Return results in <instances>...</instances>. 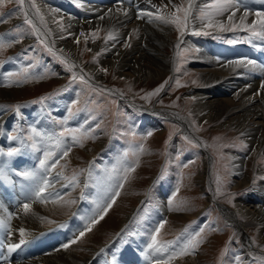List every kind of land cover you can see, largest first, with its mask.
I'll list each match as a JSON object with an SVG mask.
<instances>
[{
  "label": "rangeland",
  "instance_id": "obj_1",
  "mask_svg": "<svg viewBox=\"0 0 264 264\" xmlns=\"http://www.w3.org/2000/svg\"><path fill=\"white\" fill-rule=\"evenodd\" d=\"M145 1L153 4L154 18L175 13L173 5L188 7V0H171V3L165 0ZM90 2L24 0L21 5L18 0H5L3 7H0V38L11 42L9 47L0 49V152L6 153V159L0 165V175L8 178L11 173L7 153L12 149H18L19 156H13L14 161L22 156L20 150L33 152L31 161L26 160L21 167V161H17L16 167L22 172L32 169L36 172L46 149L54 153L49 163L58 160L54 169L43 170L46 174L40 177L46 175L50 181L44 193V202L34 195L39 178L36 185L35 181H24L22 190L19 185H15V190L13 179L7 181L3 178V184L12 186L13 190L0 189L1 195L7 194L11 204L19 208L29 203L30 211L35 203L39 204L41 215L37 222L47 227L42 228L40 236L45 232L44 241L54 252L61 245L57 251L61 249L73 255L75 259L70 258L69 262H75L68 264H119L117 260L130 248L136 250L139 264H264V239L258 230L263 225L251 221L235 205L237 201L249 208L254 204L247 199L254 195V189L264 179V146L250 149L244 141V133L222 124L224 119H200L206 112L195 109L194 98V94L206 85L202 79L203 70L212 68L195 60L199 55L198 44L209 43L210 56H214L211 54L218 46L238 48L241 44H248L246 37L250 33L203 27L199 19L201 10H210L207 5L214 0H200L199 4L196 3L197 8L191 10L183 35L175 25L169 24L174 40L187 37L194 41L193 44L183 43L175 48L174 44L162 46L152 41L148 43L150 47L145 49L153 52L161 46L164 48L162 54L166 52L174 56L162 77L157 81H145L129 75L125 79L116 75L114 66L102 61H118L120 56L130 54L132 48L141 47L143 42L133 40L139 37L134 29L128 45L123 47L126 50L123 49L118 56L117 49L122 47L119 46L120 42L116 43L114 27L107 23L92 25L83 22L90 20L89 16L95 13L88 12L86 8ZM257 2L264 5V0H233L237 6L216 19L226 21L231 11L242 13L247 10L250 14L255 12L249 10L264 11ZM42 6L44 10L39 12ZM32 9L35 16L31 13ZM193 13L197 16L194 24L190 21L195 17ZM25 15L32 21L31 24L25 22ZM178 15L182 16L183 13ZM68 16H72L73 20L78 17L81 25L76 23L78 27L67 29ZM235 17L234 21L238 23ZM245 22L250 24L252 21L246 19ZM52 26H58L65 32L62 40L71 39L77 45L79 62L66 54L69 47L65 44L60 47L52 44L55 40L50 29ZM46 31L49 36L44 35ZM93 32L96 33L95 38ZM205 32L207 35L203 34ZM144 33L140 31V34L148 35ZM109 34L111 39L107 38ZM253 42L260 46L261 41ZM93 44L97 47L91 48ZM252 60L256 61V58ZM70 65H74L71 70ZM88 65L98 69L102 80H96L85 70ZM257 65L255 70L245 69L258 77L262 74V66L259 62ZM253 74L238 85L234 84L233 75H229L224 77L223 84L237 89L257 85L262 90L260 107L263 108L264 77L255 80ZM161 85L163 88L157 94L148 96ZM217 92H220V88ZM220 97L214 99H232L230 94ZM16 105L20 106L19 111ZM17 123L23 125V132L20 133H24L29 144L20 137V124ZM33 128L45 136L43 141L36 138L40 148L38 152L33 151L32 140L29 139ZM65 128L77 130L74 134L80 142L73 143L66 133L64 145L57 149L55 141H48L47 137L55 136ZM66 149H70L67 157L61 158ZM233 157L239 161L241 157L245 160L241 171L249 181L246 185L242 183L241 175L237 176L232 168ZM129 167L135 170L129 172L127 181H124L125 169ZM121 183L122 188L119 187ZM29 184H33L34 190ZM26 185L30 190H24ZM116 192L119 195L103 219H99L77 243L71 244L89 218L98 217L97 204L106 205ZM15 196H18V200ZM70 200L75 203L67 204ZM258 207L264 209V203ZM224 213L231 214V219L237 217L244 226L243 234ZM161 223H164V227L157 236L156 247L164 245L166 248L157 252L149 245L154 230ZM58 229L63 230V239H60ZM35 235L31 238L40 237ZM189 240L199 241L191 254L170 260L172 253L179 251ZM40 241L43 240L40 238ZM65 244L70 246L65 249ZM103 244L105 248L100 250ZM58 256L56 254L55 257L61 260ZM60 264H63L62 260Z\"/></svg>",
  "mask_w": 264,
  "mask_h": 264
},
{
  "label": "bare ground",
  "instance_id": "obj_2",
  "mask_svg": "<svg viewBox=\"0 0 264 264\" xmlns=\"http://www.w3.org/2000/svg\"><path fill=\"white\" fill-rule=\"evenodd\" d=\"M90 1H91L90 3L86 4V8L89 10L88 12H95V13L89 16L90 20L83 22L86 24L90 23L92 25L98 23H105V24L107 23L110 26L114 27L116 29V34H115L116 35L115 39L117 41L116 43L120 42L119 46L122 47V49L121 48L117 49L118 56L120 55V53H122V50L126 48L123 47L128 45V40H130L131 32L134 29L135 31H137L139 37L134 38L133 40L143 42L141 47H136L134 49L132 48L130 54H127L122 57L120 56L121 59L118 61L113 59L107 62L106 60L102 61L104 63L110 64V66H114L116 75H121L125 79L129 78L130 77L129 75H132L136 80L143 78L145 81L147 80L152 81V79H156L155 81H157L162 77L164 72L167 71L166 66L167 65L169 66V64L172 63L171 60L174 56L171 57L166 52L162 54L164 48H162L161 46L159 49H155V51L153 52L149 51L148 50L149 48L145 50L146 47H150L148 43L150 42L152 43L153 41L156 43H160V45L162 46L174 44L175 48H177L180 44L183 43L185 44L194 43L193 40L187 37L186 39L183 40L182 38L177 41L174 40L170 33L172 27L169 24H164L161 21L154 18L153 16L148 15V13H153L155 11L154 10L155 8L153 9L152 7L153 4L146 3L145 0H132L130 2L126 0H90ZM165 1L168 3L169 0H165ZM199 1L200 0H192L191 10H195L197 8L196 3L199 4L198 3ZM250 3L253 4L254 2H250ZM257 3L261 4L260 2ZM144 4L146 5V7L150 9L148 10L144 6ZM261 6H263L261 10H264V5L261 4ZM41 9L44 10V7L43 6L40 7L39 12H41ZM249 11L257 12L260 10L257 9V10H249ZM31 13L33 16H35L34 9L31 10ZM195 13H193L195 17L194 18L192 17L190 20L192 24H194L195 20L197 19ZM235 13H236L235 18L238 20L244 15V12L241 13V11H235ZM101 17L103 18L101 19ZM246 19L247 20L250 19L251 21H254L255 19H257V17L254 14L249 13ZM66 20H67L66 23L67 29L72 26L78 27L82 23L78 19V17L76 20H73L72 16L70 17L68 16L66 17ZM76 23H78V26L76 25ZM50 29L53 30V34H54L53 38L55 39L54 43L51 41L52 44L58 45L59 47L61 44H65L66 47H69V49L66 48L68 49L66 50V54L70 55L75 61L79 62L76 53L77 45H75L71 39L67 41L65 39L62 40L65 32L62 31L58 26L57 27L52 26L50 27ZM141 30H143V32H145L148 35L144 36L143 34H140ZM46 32H44L45 33L44 35L49 36L50 35L49 32L48 31ZM247 43L248 44L245 43L244 46H242L243 44L239 45L238 48L234 46L227 48L218 46L214 48L216 51L212 52L211 54L214 56H210L211 45H209V43L198 44L199 47L196 45L199 50L198 53L199 55L195 58V60H198L199 62H201V64L208 65V67H212V68L210 70H203L202 72V79L204 80L203 83L206 84L204 88L201 89L204 95L201 93V91H197L194 94V98H195V109H197L198 112L201 111L206 112V114L202 116L200 119H206L209 121L224 119L221 122L222 124L228 127H233L234 129L237 130V132H243L244 133L243 135L245 136L244 141L247 144V146L250 149H256L259 146H264V107L263 108L260 107L261 104L260 97L262 96L261 88H258L257 85H245L237 89L236 87L223 84V82L225 81L224 77H227L229 75H233L231 76V78L233 79L234 84L238 85L240 83H243L247 78H249L253 74L251 71L250 72L247 71L243 66L236 67L230 63L233 60L242 59V58L252 59L253 57H255L257 64L259 62L260 65L262 66V74L259 75L258 77L257 75L253 74V78L255 80H259L262 77H264V49L261 48L264 47V41H261L259 43L260 46L254 44L256 42H253L252 44H250L249 42ZM135 45L138 46V44ZM90 47L95 48L97 46L93 44L90 45ZM111 47H114V45ZM251 47H254L255 50ZM143 50H145V52H143ZM144 53L146 55L150 54V56L149 55L146 56ZM164 62L166 63L165 65L163 64ZM215 65H217L218 67L216 66L217 68L214 71L213 68ZM85 70L88 71L94 78H96V80H102V78L99 77L100 72L95 66L88 65L85 67ZM219 88H220V92H217V89ZM222 94H230V97H232V99L230 98L227 101L224 99H214V98H221L220 95ZM242 157L244 158V156ZM242 157L240 161L237 158L233 157L234 159H233L232 168L237 176L241 175L242 177L241 181L244 185H246L249 181L242 174L243 172L241 171L242 166L245 163V160ZM20 158L21 157H19L18 159ZM43 173L44 172L40 173V175L38 173L37 174L38 178L43 177L44 175ZM44 178H46V175L44 176ZM12 179L14 182L15 190H17V187L15 185H19V188H21L22 190L23 182L24 181L28 182V180L25 179L18 180L17 177ZM3 182H4L3 178H0V189L4 191H8V189L13 190L12 186L11 187L6 186L4 185L5 183L3 184ZM32 185L29 184V187H31L34 190ZM24 190H30V189H28V186L26 185ZM254 190H255L254 195L247 199V201L254 203L253 205H250L251 208L243 205L241 201H237L235 205L239 210H241V213L249 217L251 221H253L256 224H261L264 226V209L258 207L262 203H264V179L260 180V185L257 186V188H255ZM6 195L7 194L4 193L0 197V264H3V262L6 264H53L56 262L57 264H60L61 260L63 264H66L67 262L68 263L75 262L72 260H70L71 262H69L70 258L75 259V257L70 253H66L61 249L60 250L58 249L57 251V248L60 247L61 245L55 248L56 252H54L53 249H50V247L47 246V243L43 239L45 236V232H43L42 236H40V231H43L42 228L44 227L40 226L39 222H37L38 220H40L39 216L41 215L38 210L39 204L35 203V206L32 207L31 211L29 213L27 212L28 215H24L25 213V211H23L24 209L19 208L20 206L16 207L14 204H11L12 201L10 202L9 199L7 198L8 196ZM26 196L28 197V195ZM16 197L18 196H15L14 198L18 200V198ZM224 214L225 217L230 220V222H233L237 226L238 232L243 234L244 226L242 225L241 222H239L238 219H236L237 217L231 219L230 217L231 214L229 213L227 214L224 213ZM263 226H260L258 228V230L261 231L260 236L262 239H264ZM20 229L25 230L26 236L24 237V239H26V243H25L26 245L25 247L24 245H22L14 252H11L15 254H10L7 245L19 243L21 239L19 233ZM57 233L61 235L60 239H63L62 234L59 232V229L57 230ZM33 234H37L35 235V237H37L38 235L40 237L33 239L31 238ZM40 238L43 241H40ZM126 251H125L126 253L122 255L120 259L117 260L118 263L139 264L140 260L136 250L130 248L127 249ZM1 253H2V257H1ZM7 254H10V256H7ZM56 254L59 255L58 258H61V260H58L57 257H55ZM86 260L87 259H85L84 263L86 262Z\"/></svg>",
  "mask_w": 264,
  "mask_h": 264
},
{
  "label": "snow or ice",
  "instance_id": "obj_3",
  "mask_svg": "<svg viewBox=\"0 0 264 264\" xmlns=\"http://www.w3.org/2000/svg\"><path fill=\"white\" fill-rule=\"evenodd\" d=\"M169 2L171 3V0H169ZM5 3V0H0V7H3ZM19 4H23L24 0H18ZM34 6V5H33ZM191 6H192V0H188V7L184 8V7H176L175 5H173V7L176 8V12L169 14L167 16L164 15H157L156 19L161 21L164 24H172L175 25L176 30L183 35L184 34V29L187 27L188 25V19L189 16L191 15ZM237 5L233 4V0H214V2L210 3L209 5H207V8L210 10H201L199 19L202 22L203 27H216L218 28L220 31H244V32H248L250 33V36L246 37V39L248 40L249 43H252L253 40H259V41H264V11H257L254 13V15L257 17L256 20L252 21L250 24L246 23V18L248 16V11L246 10L244 12L243 17H241L239 19V22H235L234 21V17L236 15L235 11H231V14L227 16L226 21H220L217 20L216 17H220V16H224L225 13L229 12L230 9H232L233 7H235ZM179 13H183V15H178ZM149 16H152V13H148ZM103 17H101L102 19ZM2 22V21H0ZM25 22L28 24H31L32 21L27 19V15H25ZM19 31V29H18ZM196 34H200V33H196ZM205 35H207V33H203ZM81 35H83V33H81ZM92 36L95 38L96 37V33L93 32ZM108 39H111V34H109V36L107 37ZM19 42V41H16ZM235 41H229V43H234ZM11 42H5L3 40V38H0V49H4L6 47L10 46ZM77 43H79V41H77ZM65 63H67V61H64ZM231 64H233L236 67H240L243 66L246 69H250V70H255L258 65L257 62L255 60L252 59H247V58H242V59H237V60H233L230 62ZM71 67H74V65H70L69 66V70H71ZM106 71V70H105ZM11 75V74H9ZM75 79V76L73 77ZM81 80L84 79L83 76L80 77ZM176 85L177 87L180 86V82L177 80L176 81ZM7 86V85H6ZM262 87H264V84H262ZM161 88H163V85H161L159 88H157L154 92L149 93L148 96H152L157 94ZM147 98V97H146ZM16 110L19 111L20 106L16 105ZM32 135L29 137L30 140H32V144L31 147L33 149V151H40V148L38 147V142H37V137L40 139V141L45 140V136L43 134H41L40 132H38L35 128H33L32 130ZM77 130L75 129H68L65 128L64 131L60 132L59 134L55 135V136H48L47 140L48 141H55V147L57 149L62 148V146L64 145V139L63 137L65 136V134H69L72 138L73 143H79V139L78 137L74 134ZM148 135L150 136L151 133L149 132ZM82 146V145H81ZM70 149H66L62 152V157H67L68 152ZM18 151V149H12L10 150L7 155L9 157L13 156L16 152ZM141 151H143V149H141ZM0 155H4V153L0 152ZM125 155H127V153H125ZM54 156V153L52 151L49 150H45L44 151V158L41 159L39 161V165H40V169L44 170L45 172L50 171L52 169H54L58 163L57 161H52L51 163H49V161L51 160V158ZM138 163V161H137ZM134 168H126L125 169V174L123 177L124 181H127L128 179V173L134 171ZM17 175L22 176L25 180H32V181H36L38 179L37 173L33 172V171H24V172H17ZM58 175H62V173H59ZM40 182H39V186L36 189L35 192V196L36 198L40 199L41 202H44V193L46 191V189L50 186V181L46 178H39ZM73 180L75 179L74 177L72 178ZM119 187H123V183H121L119 185ZM119 195V192H116L115 195L112 197L111 201L109 203H107L106 205L102 204V203H98L97 204V210L99 212L98 217H92L89 218L88 222L85 224L84 228L79 232L78 237L74 238L71 241V244H75L77 243L79 238H82L86 232L91 231L92 227L98 223L99 219H103L104 214L107 213V211L112 207V204L115 202V197ZM67 204H73L75 203V201H67ZM169 203L171 204V201H169ZM23 209L25 212H29L30 211V204L29 203H24L23 204ZM51 223V221H49ZM166 223V221L164 222ZM164 223H161L155 230H154V234L152 235V242L149 245L150 248H155V250L157 252L163 251L165 250L166 246L161 245L160 247H156L158 244L157 241V236L160 233V230L164 227ZM20 233V241L17 244H9L7 245L8 251L14 252L16 249L20 248L22 245H24L26 243V240L24 239V237L26 236L25 230L24 229H20L19 230ZM199 244L198 240H189L183 247L180 248L179 251H174L172 253V255L169 257V259H175L176 257L179 256H185L188 254H191V250H193L197 245ZM70 245L69 244H65L63 245V247L66 249L68 248Z\"/></svg>",
  "mask_w": 264,
  "mask_h": 264
}]
</instances>
